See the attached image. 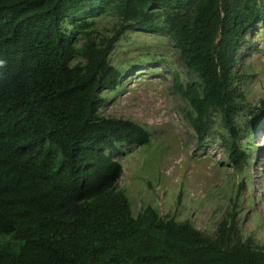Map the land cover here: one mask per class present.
Instances as JSON below:
<instances>
[{
    "label": "trees",
    "instance_id": "obj_1",
    "mask_svg": "<svg viewBox=\"0 0 264 264\" xmlns=\"http://www.w3.org/2000/svg\"><path fill=\"white\" fill-rule=\"evenodd\" d=\"M109 10L118 30L168 36L196 77L183 85L172 72L171 88L187 103L198 146L218 113L236 169L247 156L238 135L264 123L263 96L240 129L242 106L230 91L243 33L263 17L264 0H0V264H264V250L231 223L209 237L150 206L131 215L112 156L118 145L149 143V134L98 113L97 92L121 78L107 61L116 34L82 31L76 47V33L61 28L86 29ZM75 55L84 63L70 66Z\"/></svg>",
    "mask_w": 264,
    "mask_h": 264
},
{
    "label": "rangeland",
    "instance_id": "obj_2",
    "mask_svg": "<svg viewBox=\"0 0 264 264\" xmlns=\"http://www.w3.org/2000/svg\"><path fill=\"white\" fill-rule=\"evenodd\" d=\"M86 20V29L72 22H62L61 28L67 35L76 33V47L84 41L82 31H92L96 39L116 34L107 61L121 72L115 89L97 92L103 99L98 113L133 121L149 134V143L118 145L121 153L112 156L121 167L117 188L126 195L131 215L150 206L159 216L187 222L209 237L220 224L231 223L241 241L264 250V123L238 135L236 143L247 156L233 168L227 159L231 140L218 113L210 117L204 142L195 143L183 116L187 103L173 93L171 74L176 72L183 85L197 79L168 36L118 30V15L110 10ZM76 63L84 59L75 55L69 65ZM231 72L238 77L230 91L242 106L235 119L242 129L264 96V15L244 31Z\"/></svg>",
    "mask_w": 264,
    "mask_h": 264
}]
</instances>
